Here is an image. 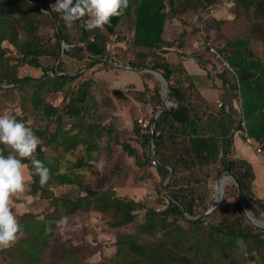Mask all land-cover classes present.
<instances>
[{
  "label": "trees",
  "instance_id": "16d2710c",
  "mask_svg": "<svg viewBox=\"0 0 264 264\" xmlns=\"http://www.w3.org/2000/svg\"><path fill=\"white\" fill-rule=\"evenodd\" d=\"M54 3L55 0H0V84H13L21 94L17 103L5 107L39 137L41 143L35 158L50 169L48 182L41 186L39 177L31 175L30 161H23L28 165L24 171L27 188L23 194L51 200L41 218L34 217L30 211L20 215L18 221L27 244L20 249L22 255L32 261L39 260L42 248L49 246L48 238L54 234V221L62 217L92 210L108 217V227L120 228L134 222L137 213L144 209L142 220L136 224L137 231L162 237L139 241L137 236L115 233V261L111 264H207V260L199 261L186 252L193 248L194 255H198L197 249L202 245L211 249L208 251L215 248L222 251L227 264H238V259L230 252L233 249H242L250 264H264V230L246 219L238 188L246 209L263 222L264 201L253 192L254 174L250 163L235 157L231 149L233 134L239 133L245 141L242 134L245 131L252 139L251 144L256 143L255 147L264 150V60L255 56L249 45L256 23L250 21L248 33L224 37L222 43L218 34L225 33L218 26V34L207 33L194 41L198 51L174 49L179 56L195 54L207 76L217 81L214 87L221 91L212 100L197 92L193 78L182 63H171L166 57L171 46L192 44L190 38L199 31L197 22L203 20L204 27L211 24L214 7H228L235 18L250 17L252 10H264V0H129L123 14L112 17L103 30H85L79 21L67 27L61 15L53 10ZM194 12L201 14L200 20L191 25L180 23L178 29L175 25L177 33L172 41H167V22L171 23L169 20L178 13ZM124 21L130 27L124 25ZM169 26L172 30L171 24ZM126 32L130 33L131 57L123 59L116 55L110 43L125 47L129 38ZM7 43V49L14 50L16 57L5 55L2 46ZM210 46L216 53L209 51ZM107 57L143 68L138 72L142 89L132 85L126 89L137 90L134 98L148 104L153 114L161 110L155 118L152 115L144 127L135 119L130 138L137 145L120 139V133L111 129V125L105 126L104 112L95 105L92 88L101 89L100 85L104 84L97 73L124 68L110 63ZM151 70L160 71L169 83L168 110H163L164 90L160 89L161 83ZM226 89L234 99L236 112L227 107ZM57 93L61 94L60 100L53 103L50 98ZM87 96H91L89 104L82 102ZM112 96L123 98L126 93L115 90ZM16 107L20 113L14 110ZM26 114L42 124L35 127L27 124ZM152 121L154 131L150 132ZM103 135L106 140L104 148L100 149L107 151L116 144L139 166L155 168L159 177L155 193L163 205L161 209H146L142 201L121 196L110 187H96L84 179L81 169L91 165L87 153L99 147ZM0 149L8 154L3 145ZM74 150H81L83 154L80 151L68 168H62L63 153ZM211 170L214 172L212 185L225 172L233 179L223 184L220 202L200 216L213 202V190L207 177H203V173ZM228 194L234 197L237 212L233 215L229 211ZM16 201L20 200L15 198L13 202ZM208 216L212 221L207 224L206 234L201 236L197 229L202 228ZM179 220L186 222L189 228L182 227ZM49 223L52 231L46 233L45 226ZM185 240L192 242L186 248L182 242ZM65 253L68 256L72 250Z\"/></svg>",
  "mask_w": 264,
  "mask_h": 264
},
{
  "label": "rangeland",
  "instance_id": "374dc122",
  "mask_svg": "<svg viewBox=\"0 0 264 264\" xmlns=\"http://www.w3.org/2000/svg\"><path fill=\"white\" fill-rule=\"evenodd\" d=\"M200 18L201 14L198 12L189 13L188 15H183V13L176 14L175 18L169 20V22L171 23L167 22L166 24L165 31L167 30L168 32L165 37H167V41L170 42L172 41L173 37H175V34L177 33L175 25L178 26V29L180 23L184 24L188 22L191 25L192 23L200 20ZM250 21H254L256 23L254 25L255 31L251 36V40L254 41L256 45L250 48H252L251 50L255 56H257V53H260L262 56L258 57L263 58L264 10L256 8L251 11L250 17L242 15L240 20L238 18L230 20L229 22H227L228 24L224 23L222 32H224L225 35L218 34V39H221L219 40V43L225 42L224 37L243 36L244 34H246L247 31L244 32V29L245 26L248 27L250 25ZM197 23L199 31L194 32L192 37L190 38L192 40V43H195L194 41L200 40V38L202 39L204 35H207V33L210 34V31L207 32L206 27L203 26L205 25L203 20ZM123 24L128 26L126 21H124ZM169 24H171L172 30H169ZM190 25L187 26L188 29L190 28ZM227 29L231 30L227 32ZM126 33L129 38L126 40L127 42H125V47L116 46L114 44L115 42L112 41L110 43V47L115 52H117L116 55L123 59H128L129 57H131L130 33ZM7 46L8 43L2 46L5 51V55L10 54L16 57V52L14 50H8L7 48L9 46ZM174 49L177 48L173 45L169 48V50H167V52L173 51ZM174 51L176 52V50ZM4 61L5 60H2L1 62ZM117 69L120 68H113V72L117 71ZM152 75L159 81V83H161L153 73ZM115 78L120 79L117 78V76H115ZM97 81L99 83L100 80ZM101 81L104 82V84L100 85L102 87L101 89H92H94L95 105L98 108H101L102 112H104V116L102 117V121L105 123L104 125H111V129L113 128V130L117 129V131L120 133V139H124L126 141L128 140L133 145H137L136 142L132 141V139L130 138V129L133 122L136 119L138 124L144 127L146 124H148L150 117L152 115L154 116L155 113L153 114L148 104H145L143 100H137V97L134 98L135 91L137 90L126 89L127 86L113 88L115 82L110 85V81L108 79H105V81ZM129 86L130 85H128V87ZM160 89H162L161 86ZM16 90L17 89L13 84H9L7 86H5L4 84H0V114L8 112L5 106L9 105L10 103L18 102L21 94L18 90L16 92ZM115 90L123 92V95H125L126 93L127 97L124 96L123 98H117L115 96H112L113 91ZM60 97V93L53 94L50 100L53 103H56L60 100ZM90 100L91 96H87L86 98H83L82 102L85 101V103H88L91 102ZM82 102L80 101V104H82ZM14 110L20 113V109L18 107L14 108ZM24 119L26 120V123L31 125L32 127H35L37 124H42L40 121L32 119V117L28 114L24 116ZM105 140L106 136L103 135L98 142L99 147L97 146L98 148L96 150H92L90 154L87 153V155L89 156L87 160H90L89 162L91 163V165L89 164L88 166L81 169L82 173L85 174L84 179L86 181H91V183L96 187H110L111 189H114V192L121 196H126L133 200L142 201L144 202L146 209L148 207L161 209L163 205L157 200L155 193V188L159 181V177L157 175V172L155 171V168L148 165L139 166L137 163H135L132 157L126 155V153L123 152L121 148H119L116 144H113V147L107 151L100 149L104 148L102 145L104 144ZM80 151L74 150L72 153H63L61 163L62 168H68V166H70L71 163L74 162L75 156L80 155ZM81 154H83L82 151ZM25 170L26 169H24V171ZM97 173H100V175L98 176ZM213 175V170L203 173V177H207L206 179L209 183L208 185L212 188V190L215 185V183L214 185H212ZM26 182L27 181H25V189L27 188ZM15 198L16 197L12 198L11 203L13 205V209L17 216V219H19L20 215L26 211L32 212L34 217L41 218L43 216L42 211L47 207L49 201L51 200L33 197L26 193L21 194L19 198L20 201L18 202H13ZM227 200L229 204V211L233 215L237 212L236 206L234 205V197L228 194ZM143 212L144 209H141L137 213V218L134 222L125 224L120 228L108 227L106 224L108 217L100 212H95L92 210L89 212L84 211L83 213H80L76 216H70L69 218H67V222L64 225H55L54 234L48 238L49 246H45L42 248L39 260L35 261L26 259L20 252V249H23V247L27 245L25 239L26 234L23 232V235L12 246L8 248H0V264H54V262L59 261H63L66 264H97L99 262L111 264L113 263V260L115 261V233L123 232L135 237L137 236V239L139 241L143 239L157 240L159 239V237H162V235L160 234L151 237L145 232L140 233L137 231L136 224L137 222L142 220ZM211 221L212 217H205V219L203 220L202 228L197 229V233L201 236L205 235L208 230L207 224ZM179 223L182 227L186 229L189 228V225L186 222L179 220ZM206 240L207 242L209 241L208 238ZM182 242L184 243V248H186L189 243H192L190 240H185ZM69 249L72 250V254L65 256V251ZM208 250L211 249L205 248V246L202 245L197 249V251H199L198 255H194L195 249L193 248L186 249V252L189 255L193 256L194 259H197L199 261L207 260V264H227V258L222 253V251L217 248L212 249V251ZM226 252L229 253L228 251ZM230 252L238 259V264H250V262L247 261L246 257H244L242 249H233V251Z\"/></svg>",
  "mask_w": 264,
  "mask_h": 264
},
{
  "label": "clouds",
  "instance_id": "9594fccd",
  "mask_svg": "<svg viewBox=\"0 0 264 264\" xmlns=\"http://www.w3.org/2000/svg\"><path fill=\"white\" fill-rule=\"evenodd\" d=\"M129 6V0H55L53 10L69 28L78 21L85 30L101 29L110 23L112 17L120 16ZM41 141L31 127L8 112L0 114V145L8 149L5 155L0 149V248L12 246L22 235L11 203L12 198H20L25 192L23 161H30L31 175L39 177L44 186L50 178V169L43 161L35 158ZM67 222V217L54 221L57 226ZM52 231L51 223L46 224L45 232Z\"/></svg>",
  "mask_w": 264,
  "mask_h": 264
},
{
  "label": "crops",
  "instance_id": "0c3cea01",
  "mask_svg": "<svg viewBox=\"0 0 264 264\" xmlns=\"http://www.w3.org/2000/svg\"><path fill=\"white\" fill-rule=\"evenodd\" d=\"M211 16L213 18V22L206 26L207 32L210 31L211 36L218 34L219 30L223 31L224 23H227L230 20L238 19L235 18V13L234 12L231 13L229 11V8L226 6L214 7L211 10ZM218 26L220 27L219 30H218ZM230 30L231 29H227V32ZM245 31H247L248 33V27L246 26L244 32ZM167 32L168 31L166 30L165 36ZM251 39L252 38H250L249 40V45L250 47L252 46L254 47V45L256 44ZM194 46H196V42L189 44L187 46L179 47L176 50L178 52H184L185 50L186 51L197 50L196 49L197 47L194 48ZM258 56H262V55L260 53H257V57ZM166 57L167 60L171 63L174 64L178 62L182 63L184 70L193 78L198 93H200L209 100H212L218 96L221 90L214 87V85L217 86V81L213 77L207 76L205 68H203L202 64L198 62V59L197 57H195V54H186L179 56L177 52L173 50L167 52ZM259 58L264 60V57L263 58L259 57ZM138 72L139 71L124 69V68L117 69V71L113 72V69H109L108 71L98 72L97 76H99V78H101V80L104 81L105 79H108L110 81V85H112L113 82H115L113 88L132 85L135 89H141L143 82ZM115 76H117V78L120 79H116ZM149 87H151V83H149ZM224 93L226 97L225 102L227 103L228 109L230 108V110L236 112L235 102L234 99L231 97L229 90L227 89L224 90ZM255 144H249L245 142L239 133H234L232 138L231 149L235 157L246 159L250 163L254 174V178L252 180L253 192L258 199L264 201V150L260 149L257 152L256 150L257 147H255Z\"/></svg>",
  "mask_w": 264,
  "mask_h": 264
},
{
  "label": "water",
  "instance_id": "95a60500",
  "mask_svg": "<svg viewBox=\"0 0 264 264\" xmlns=\"http://www.w3.org/2000/svg\"><path fill=\"white\" fill-rule=\"evenodd\" d=\"M59 38L61 39V36L60 35H59ZM63 46H65V45L63 44ZM106 60L109 61L110 63H113V64L118 65L120 67L128 68V69H131V70H134V71H141V70H143V68L138 67V66H132V65L123 64L121 62H118L114 57H107ZM151 72L158 74L157 78L160 80L161 87L164 90V93H163V110H168L167 98H168V91H169V83H168V81L166 80V78L164 77V75L160 71H158V70H151ZM160 111L161 110H157L155 112L154 118L158 115V113ZM151 131L152 132L154 131V123H153V121L151 122ZM152 148H153V145H152ZM223 177H229L230 179H233L232 175L230 173H228V172H225V173L221 174L218 177V179L216 181V184L214 186V189H213V202L210 204L209 208L206 211H204L203 213L200 214V216H202V215L206 214L207 212H209L210 210H212L220 202L221 195H222V191H223V187H222ZM216 188L219 189L218 190L219 193H218V196L214 199V194H215ZM238 199H239V202H240V206H241L242 212L245 215L246 219L251 224H253L254 226L258 227L259 229L264 230V222L263 221H260V220H258L256 218H254L249 213V211L246 209V207L244 206V204L242 202L241 192H240L239 188H238Z\"/></svg>",
  "mask_w": 264,
  "mask_h": 264
},
{
  "label": "built area",
  "instance_id": "2783aa9c",
  "mask_svg": "<svg viewBox=\"0 0 264 264\" xmlns=\"http://www.w3.org/2000/svg\"><path fill=\"white\" fill-rule=\"evenodd\" d=\"M209 51H210V52H213V53H216L215 48H213L212 46L209 47ZM225 64H226V66L229 68V70H230L231 72H233L232 69L228 66V64H227V63H225ZM216 103H217V106H220V104H221L218 100H216ZM139 120H141V119H139ZM241 124H242V126H244V123H243V122H241ZM150 132H152V131H151V124H150ZM242 134H243V136H244V138H245V142L251 144V143H252V139L246 135V132L243 131ZM256 150H257V152H258L260 149L257 147Z\"/></svg>",
  "mask_w": 264,
  "mask_h": 264
},
{
  "label": "bare ground",
  "instance_id": "6f19581e",
  "mask_svg": "<svg viewBox=\"0 0 264 264\" xmlns=\"http://www.w3.org/2000/svg\"><path fill=\"white\" fill-rule=\"evenodd\" d=\"M156 77L158 76V74L157 73H153ZM227 180H230V178L229 177H223V181H222V187H223V184L227 181ZM218 188H216V190H215V194H214V199L218 196Z\"/></svg>",
  "mask_w": 264,
  "mask_h": 264
}]
</instances>
